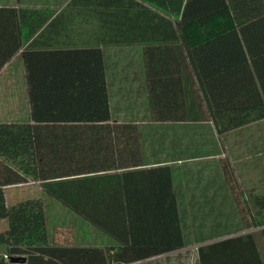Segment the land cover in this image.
Instances as JSON below:
<instances>
[{
  "label": "trees",
  "instance_id": "1",
  "mask_svg": "<svg viewBox=\"0 0 264 264\" xmlns=\"http://www.w3.org/2000/svg\"><path fill=\"white\" fill-rule=\"evenodd\" d=\"M123 1L120 15L135 17L136 36L122 43L143 46L152 122L209 121L222 143L226 132L264 119V0ZM97 61L96 70H27L30 120L0 123V220L7 223L0 247L8 256L0 264H133L183 246L174 211L138 204L146 200L137 194L152 197L170 185L129 170L140 161L137 127L111 120L100 55ZM29 183L42 196L8 205L4 189ZM44 196L114 243L54 244ZM250 218V226L264 224ZM252 240L200 247L199 263L242 264L246 253L255 256Z\"/></svg>",
  "mask_w": 264,
  "mask_h": 264
},
{
  "label": "crops",
  "instance_id": "2",
  "mask_svg": "<svg viewBox=\"0 0 264 264\" xmlns=\"http://www.w3.org/2000/svg\"><path fill=\"white\" fill-rule=\"evenodd\" d=\"M121 12L118 0H0V123L30 120L27 70H96L100 55L111 120L137 127L140 161L129 170L170 185L152 197L137 194L146 200L138 204L157 203L160 215L174 211L182 235L181 248L136 264H176L184 249L237 236L253 238L255 256L246 253L242 264H264V224L249 225L250 217H264V119L226 132L222 143L209 121L152 122L143 46L122 43L136 36V19ZM225 165L233 175L225 174ZM30 184L36 183L6 187L7 204L41 197L37 190L24 196ZM6 226L0 220V233ZM92 229L95 238L81 246L111 245Z\"/></svg>",
  "mask_w": 264,
  "mask_h": 264
},
{
  "label": "rangeland",
  "instance_id": "3",
  "mask_svg": "<svg viewBox=\"0 0 264 264\" xmlns=\"http://www.w3.org/2000/svg\"><path fill=\"white\" fill-rule=\"evenodd\" d=\"M16 100H21L20 95L16 96ZM22 116L24 118L23 110H22ZM23 189H25L23 190L24 196L26 194L30 195L34 193V191L36 190L39 191V193H42V190L40 189V185L38 184H30L28 186H24ZM43 199H44L45 211H46L47 231L50 241H52L54 244L55 243L62 245L77 244L79 246H81V243L89 242L92 233L88 232L87 230L93 228L89 223L83 220L76 213L72 212L67 208H64L58 201L54 200L53 198L44 196ZM93 229L97 232L96 238L104 239V240L105 238H108L106 237L105 234H103L99 230H96L95 228ZM92 238L94 239L95 237L92 236ZM108 239L110 240L111 244L114 243L110 238ZM198 249L199 248L184 249L183 254L180 257H178V262L176 264H200L199 257L197 258ZM4 254L5 253L2 252V250H0V258L3 259Z\"/></svg>",
  "mask_w": 264,
  "mask_h": 264
},
{
  "label": "water",
  "instance_id": "4",
  "mask_svg": "<svg viewBox=\"0 0 264 264\" xmlns=\"http://www.w3.org/2000/svg\"><path fill=\"white\" fill-rule=\"evenodd\" d=\"M19 261V258H11L10 262L11 263H17Z\"/></svg>",
  "mask_w": 264,
  "mask_h": 264
},
{
  "label": "built area",
  "instance_id": "5",
  "mask_svg": "<svg viewBox=\"0 0 264 264\" xmlns=\"http://www.w3.org/2000/svg\"><path fill=\"white\" fill-rule=\"evenodd\" d=\"M3 259H4L5 261H8V256H7V255L3 256Z\"/></svg>",
  "mask_w": 264,
  "mask_h": 264
}]
</instances>
